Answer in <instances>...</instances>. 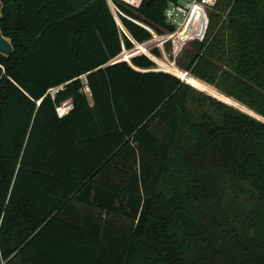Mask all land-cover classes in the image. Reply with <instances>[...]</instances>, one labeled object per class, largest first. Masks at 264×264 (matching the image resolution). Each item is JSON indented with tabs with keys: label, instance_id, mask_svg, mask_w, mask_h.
Instances as JSON below:
<instances>
[{
	"label": "trees",
	"instance_id": "16d2710c",
	"mask_svg": "<svg viewBox=\"0 0 264 264\" xmlns=\"http://www.w3.org/2000/svg\"><path fill=\"white\" fill-rule=\"evenodd\" d=\"M168 1L113 0L121 30L107 0H0V264H264V0H217L175 61L260 120L110 64Z\"/></svg>",
	"mask_w": 264,
	"mask_h": 264
},
{
	"label": "rangeland",
	"instance_id": "374dc122",
	"mask_svg": "<svg viewBox=\"0 0 264 264\" xmlns=\"http://www.w3.org/2000/svg\"><path fill=\"white\" fill-rule=\"evenodd\" d=\"M118 1L123 2L127 5H130V6L138 7L142 0H118ZM107 3H108V6H109L111 12L114 14V16L118 22V26L122 30V27L119 23L117 15H116L117 9L113 3V0H107ZM198 34L199 33L194 34L192 39H190L186 42H184V40L183 41L180 40L177 37L164 40L161 38V36L153 35L152 39L150 41H148L147 43L142 44V45L135 43L134 48L131 51L123 50L121 55H120V59H123V60L129 62L131 56L145 54L147 57H149L155 63L154 70L171 73L172 75L179 77L182 81L191 85V87H193L194 89L202 91L204 94L215 97L217 100H219L223 103L231 105L234 108L239 109L240 111H243L249 115H252L254 117L259 118L258 116L253 114L251 111H249L248 109H246L245 107H243L242 105L237 103L236 101H234V100L222 95L221 93L217 92L213 87L194 79L193 77H191L189 75V73L183 71L182 69H180L176 65L175 61H176V58L179 57V55L183 54L184 51H193L192 43L201 41ZM165 42L170 43L171 50L169 53H167L164 49V43ZM154 48L158 49V51L160 53L159 58L154 57L150 53V51ZM186 58H187V56L185 57V59Z\"/></svg>",
	"mask_w": 264,
	"mask_h": 264
},
{
	"label": "built area",
	"instance_id": "2783aa9c",
	"mask_svg": "<svg viewBox=\"0 0 264 264\" xmlns=\"http://www.w3.org/2000/svg\"><path fill=\"white\" fill-rule=\"evenodd\" d=\"M217 0H169L163 16L166 25L173 29L172 33L161 36L162 39L179 38L184 42L199 33L202 40L207 26V10L212 8ZM161 40V39H160ZM70 105L57 109L59 116L65 115Z\"/></svg>",
	"mask_w": 264,
	"mask_h": 264
},
{
	"label": "water",
	"instance_id": "95a60500",
	"mask_svg": "<svg viewBox=\"0 0 264 264\" xmlns=\"http://www.w3.org/2000/svg\"><path fill=\"white\" fill-rule=\"evenodd\" d=\"M115 21H116V23H117V25H118V22H117V20L115 19ZM206 30V29H205ZM205 33V32H204ZM204 36V35H203ZM12 52V47H11V45H10V42L7 40V39H5V38H3L2 36H1V33H0V54L1 55H3V56H7V55H9L10 53ZM121 55V54H120ZM143 55H145V54H143ZM134 56H136V55H134ZM134 56H131L130 58H132V57H134ZM146 56V55H145ZM118 58V57H117ZM119 61H125V60H123V59H120V56H119V58L118 59H115L114 61H112V62H110V64H112V63H115V62H119ZM125 62H127V61H125ZM187 74V73H186ZM4 75V70H3V68L0 66V78L2 77ZM175 76V75H174ZM177 77V76H176ZM192 77V76H191ZM178 79H180L179 77H177ZM181 80V79H180ZM182 81V80H181ZM182 82H184V81H182ZM184 83H186V82H184ZM186 84H188V83H186ZM189 85V84H188ZM191 86V85H190ZM202 92V91H201ZM210 96V95H209ZM212 97V96H211ZM213 98H215V97H213ZM216 99V98H215ZM226 104V103H225ZM228 105V104H227ZM229 106H231V105H229ZM233 107V106H232ZM237 109V108H236ZM239 110V109H238ZM241 112H243V111H241ZM243 113H245V112H243ZM245 114H247V113H245ZM247 115H249V114H247ZM249 116H251V115H249ZM251 117H253V118H255V119H257V120H260V119H258L257 117H254V116H251ZM263 123H264V120H261Z\"/></svg>",
	"mask_w": 264,
	"mask_h": 264
},
{
	"label": "bare ground",
	"instance_id": "6f19581e",
	"mask_svg": "<svg viewBox=\"0 0 264 264\" xmlns=\"http://www.w3.org/2000/svg\"><path fill=\"white\" fill-rule=\"evenodd\" d=\"M252 116V115H251ZM258 119H260V118H258Z\"/></svg>",
	"mask_w": 264,
	"mask_h": 264
}]
</instances>
